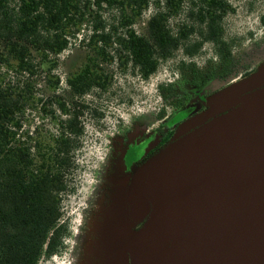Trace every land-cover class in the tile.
<instances>
[{
	"label": "trees",
	"instance_id": "trees-1",
	"mask_svg": "<svg viewBox=\"0 0 264 264\" xmlns=\"http://www.w3.org/2000/svg\"><path fill=\"white\" fill-rule=\"evenodd\" d=\"M151 3L155 11L140 33L133 24ZM186 4L191 22L173 29L170 20ZM108 9L117 11L114 23L104 18ZM231 9L230 0H0V264H41L65 248L71 231L63 203L73 189L70 175L85 132L82 116L90 109L81 98L111 85L112 73L103 64L115 62L123 70L130 65L148 78L177 50L193 57L211 42L217 66L209 61L201 69L184 59L180 73L199 81L231 71L237 61L223 24ZM87 25L82 46L88 52L78 49L71 56L68 96L56 94L58 56ZM41 81L49 91L44 98ZM174 86L160 84L159 90L168 97ZM59 109L64 118L56 115ZM33 110L56 126L25 128ZM91 113L103 116L95 108Z\"/></svg>",
	"mask_w": 264,
	"mask_h": 264
},
{
	"label": "water",
	"instance_id": "water-1",
	"mask_svg": "<svg viewBox=\"0 0 264 264\" xmlns=\"http://www.w3.org/2000/svg\"><path fill=\"white\" fill-rule=\"evenodd\" d=\"M117 184L106 264H264V61Z\"/></svg>",
	"mask_w": 264,
	"mask_h": 264
},
{
	"label": "rangeland",
	"instance_id": "rangeland-1",
	"mask_svg": "<svg viewBox=\"0 0 264 264\" xmlns=\"http://www.w3.org/2000/svg\"><path fill=\"white\" fill-rule=\"evenodd\" d=\"M230 4L232 9L225 15L223 24L225 37L232 44V54L238 68L231 77L222 80L216 78L211 82L207 89L213 92L240 79L246 69L257 68L264 61V0H230ZM187 6L170 20L173 29L182 21L191 22ZM154 11L155 7L151 3L133 27L140 33L145 31L146 22ZM115 14L116 9L103 11L108 23L115 22ZM89 29L88 25L83 27L80 35L71 39L69 48L58 56L59 65L54 73L61 79L66 68L65 59L78 53V49L80 52H88L82 46V39L86 33L89 35ZM214 56L211 42H205L193 57L186 56L179 49L170 58L161 61L157 71L148 78L141 77L130 65L123 70L115 62L104 64L113 76L109 88L94 89L81 98L90 109L82 116L85 132L80 138L81 145L75 153V168L70 175L73 189L65 196L63 203L64 218L69 223L71 234L62 252L41 264H106L110 234L117 216V184L127 175L120 167L117 150L121 139L118 138H123V129L135 128V120L155 121V113L164 105L159 93L160 84L173 83L180 90L186 88L185 79L178 69L180 61L194 60L201 69H205L209 61L217 66ZM40 86L44 98L49 91L43 81ZM94 108L101 111L103 116L92 115ZM171 110L172 107H167V111ZM31 112L27 113L24 120L25 128L34 123H41L45 128L56 126L50 116L43 117L35 110ZM56 115L59 116L57 110ZM128 261L131 264L130 258Z\"/></svg>",
	"mask_w": 264,
	"mask_h": 264
},
{
	"label": "flooded vegetation",
	"instance_id": "flooded-vegetation-1",
	"mask_svg": "<svg viewBox=\"0 0 264 264\" xmlns=\"http://www.w3.org/2000/svg\"><path fill=\"white\" fill-rule=\"evenodd\" d=\"M65 60L66 68L64 69V77L63 79H60V82L55 90L56 94L63 93L66 95V75H68V73L71 72L75 66V63H72L73 58H71V56ZM237 66L238 64L231 71L229 70L226 73L218 72L215 76H206L201 78L199 81H194L192 77L189 79L184 78V86L186 88L180 90L175 85L173 94L168 97L162 95L159 90L160 97L162 98L164 105L162 109L155 113V121L151 120L144 122L135 120L137 122L135 128L131 130H129V127L128 129H123L121 133L123 138H118L121 140L118 143L117 154L119 157L120 167H122L124 173H130L131 168L135 163H138L157 152L170 140L177 126L184 119L193 115L196 111L205 108L206 98L214 91L207 89L211 82L213 83L216 78H218V80H222L231 77V75H233L236 71V68H238ZM253 69H246L242 76H244L246 71H251ZM61 86H63V88ZM202 92H204V94H202ZM87 94L89 93L86 92L83 96ZM194 98L196 101H193ZM70 105L71 103L69 106ZM169 106L172 107L173 110L167 111V107ZM58 113V117H65L60 109L58 110Z\"/></svg>",
	"mask_w": 264,
	"mask_h": 264
}]
</instances>
